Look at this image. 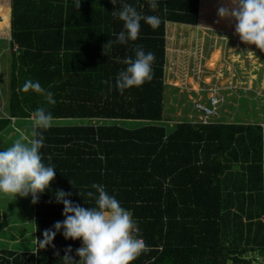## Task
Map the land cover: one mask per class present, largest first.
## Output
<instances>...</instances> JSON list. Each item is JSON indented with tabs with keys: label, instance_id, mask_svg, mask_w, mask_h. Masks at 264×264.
Listing matches in <instances>:
<instances>
[{
	"label": "trees",
	"instance_id": "1",
	"mask_svg": "<svg viewBox=\"0 0 264 264\" xmlns=\"http://www.w3.org/2000/svg\"><path fill=\"white\" fill-rule=\"evenodd\" d=\"M125 4L158 16L160 25L153 29L141 21L136 41L115 42L123 22L112 12ZM221 4L157 0L152 9L148 0H115V5L111 0H0V40L10 43L13 56L8 105L0 103V138L13 131L20 139V128L32 124L40 107L54 121L98 122L43 132L44 163L57 174L51 192L32 208L37 240L64 219L55 191L70 192L74 203L93 207L88 192L95 193L91 185L99 183L133 213L150 249L132 264L264 259V123L253 116V121L195 127L189 120L170 129L172 119L167 120V25L237 35L234 21L219 17ZM108 40L113 44L104 49ZM137 47L155 55L153 77L122 93L116 78ZM27 80L39 81L56 103L23 92ZM34 130L32 136L42 131ZM0 226H6L1 219ZM81 246L61 232L45 248L38 241L33 250L0 248V264H65L66 250L71 247L78 260Z\"/></svg>",
	"mask_w": 264,
	"mask_h": 264
},
{
	"label": "clouds",
	"instance_id": "2",
	"mask_svg": "<svg viewBox=\"0 0 264 264\" xmlns=\"http://www.w3.org/2000/svg\"><path fill=\"white\" fill-rule=\"evenodd\" d=\"M115 5V0H111ZM152 9L157 8V0H148ZM114 16L123 22V30L117 35V43L126 44L136 41L141 32V21L156 29L161 20L156 15H143L130 4L122 10H114ZM221 18L235 23V32L241 42L264 49V0H222L218 9ZM113 41L108 40L105 48H110ZM103 49V51H104ZM155 55L145 52L142 47L134 49V58L129 56L122 63L127 67L116 78V87L122 93L125 90L139 88L153 77ZM41 94L49 105L56 100L51 91L45 89L39 81L27 80L22 88ZM32 124L42 130L29 139L21 136L10 147L0 150V194H11L15 198H29L33 205L39 203L45 193L51 192L57 170L44 163L42 149L45 144L44 131L54 123V116L44 107L32 113ZM88 196L95 200V206L84 207L74 203L72 193L60 189L53 193L54 202L63 205L62 221H57L52 229L44 232V239L37 240L41 248L52 244L58 233L66 240L82 241L76 249L74 259L69 247L62 259L65 264H132L137 258L150 251L140 237V229L133 213L123 207L120 201L109 194L99 183H93ZM85 203V202H84Z\"/></svg>",
	"mask_w": 264,
	"mask_h": 264
},
{
	"label": "crops",
	"instance_id": "3",
	"mask_svg": "<svg viewBox=\"0 0 264 264\" xmlns=\"http://www.w3.org/2000/svg\"><path fill=\"white\" fill-rule=\"evenodd\" d=\"M183 26L184 25L179 26L178 24L171 23L167 25L166 84L174 89L187 91L189 93V101H191L193 105L195 96L202 99V95L205 94L206 91L209 92L210 89L213 90L216 87L219 89L218 94L225 100V103L222 105L229 104L227 99H233L230 103L234 109H238L241 105H243V108L247 109L244 110V113L241 115L234 110L231 118H245V121H248V115H246V112L251 110L250 115H253L252 106L255 103V99L261 98L262 96L264 97V49H258L255 46L244 44L241 42L239 36L235 34L219 32L220 38L216 37V39H212L214 35L211 37V57L209 58V55L206 53L207 50L204 48L207 46L208 40L205 39L204 35L203 38L199 37L200 31H203L205 28ZM207 30L209 29H205L204 31ZM175 36L179 40L178 50L180 49V52L173 48V37ZM256 52H258V54H256ZM182 55H184V63H182V66H174V69L172 70V58H180L179 56ZM217 59H220L221 62L216 63ZM224 59L229 63L227 66L228 71H223L222 63L225 65ZM174 63L177 62L174 61ZM187 64H189L188 66H190V70H187ZM194 64L195 68H193ZM176 67L181 69L184 74L180 75L177 73ZM210 67L214 69L213 71L215 72L212 77L214 83L209 87L207 86L206 80H208V78L206 77L205 72ZM190 75L195 77L191 84L188 83ZM225 76L229 79L228 82L226 81L227 83H223L226 79ZM235 100L238 102L236 103ZM191 116L188 120H190ZM218 123L242 122L239 120L237 122H232L228 121L227 118H221V120H218ZM26 127L23 125L20 129L24 128V131H26ZM22 250L25 251L28 249Z\"/></svg>",
	"mask_w": 264,
	"mask_h": 264
},
{
	"label": "rangeland",
	"instance_id": "4",
	"mask_svg": "<svg viewBox=\"0 0 264 264\" xmlns=\"http://www.w3.org/2000/svg\"><path fill=\"white\" fill-rule=\"evenodd\" d=\"M194 29H197V28H194ZM204 30L200 31L199 37L203 38V35H204L205 39L208 40L207 46H205L204 48L207 50L206 53L207 55H209V58H210L211 57L210 56L211 45H212L210 43L211 37L212 35H214L212 39L214 38L216 39V37H219L220 34L219 32L210 31V30H207L208 31L207 32ZM173 42H174L173 48L178 50L179 40L176 38V36L173 37ZM179 50L178 52H180ZM256 54H258V52H256ZM12 57L13 56H12V50H11L10 43L6 40H0V94L4 95V99H5V100L0 99V103L5 101L4 103L6 105H8L7 103L9 99V86H10L11 73H12ZM179 57L180 58L178 57L172 58L171 60L172 70L174 69V66L176 65L182 66V63H184L183 62L184 55L179 56ZM174 61H176L177 63H174ZM178 61H181V62H178ZM219 62H221V60L217 59L216 63H219ZM189 64H187V70H190V66H188ZM228 64L229 63L227 60H225V65L224 63H222L223 71L227 70ZM193 68H195V64L193 65ZM213 70L214 69L210 67L205 72L206 77L208 78V80H206L207 86L209 87L212 83H214V80H212V77L215 71ZM176 72L179 73L180 75L184 74V72L181 71V69H178V67H176ZM194 79L195 77H192L190 75L188 83L191 84V82H193ZM226 81L228 82L229 79L226 78L223 81V83H227ZM215 90L219 91V89L216 87L213 90L210 89L209 92L206 91V93L202 95L203 96L202 99H200V97L197 98L195 96L194 105H193V103L189 101V98H188L189 93L187 91H183L181 89L180 90L174 89L171 86H168L167 93H166L167 94L166 114L168 116V119H172V122L168 123L170 129L173 128L176 124H178L181 121H187V122L191 121V123H193L195 126L198 127V124L200 123V118H199L200 116L198 117V115H200V112L196 110L195 105L202 104L205 106H209L212 102V99H211V96L213 93L212 91H215ZM232 100L233 99H227V102H229V104L222 105L220 107L221 118L222 119L227 118L228 121H232V122H237L238 120L240 122L245 121V118H239V119L231 118V115H233L234 110L239 115L243 114L244 110H247L243 108V105L239 106L238 109L237 108L234 109L230 103L232 102ZM235 101L236 103L238 102L237 100ZM252 108H253L252 110L253 115H250L251 110H248L246 112V115H248V118H247L248 121H253L251 116L252 117L254 116L255 122L264 123V97L262 96L261 98H256L255 103L252 106ZM190 116L191 118L189 121L188 119ZM211 122L216 124L214 120H212ZM96 124H98V122H90L87 120H82V121L81 120H65V121L57 120V121H54L53 126L68 127V126H82V125L88 126V125H96ZM26 126H27L26 132L22 131L21 134L23 136H30V135L32 136L33 130H34L33 124L29 125L26 123L24 124V127ZM10 133L11 134L7 135L6 138L5 137L0 138V149L2 145L8 144V146H11L17 140V137H15L16 134L13 131H10ZM31 138H33V136ZM0 195H1L0 196V219H1V223L5 222V225H6L5 227L0 226V248H4V249L5 248H9V249L15 248L18 250L19 249L33 250L37 243V239L35 238V230H34V224H33V211H32L33 204L31 202V197L15 198L11 194H0ZM254 264H264V259L259 258V262L255 261Z\"/></svg>",
	"mask_w": 264,
	"mask_h": 264
},
{
	"label": "built area",
	"instance_id": "5",
	"mask_svg": "<svg viewBox=\"0 0 264 264\" xmlns=\"http://www.w3.org/2000/svg\"><path fill=\"white\" fill-rule=\"evenodd\" d=\"M218 92V90L213 91L211 96L212 102L209 106L202 104L195 105L196 110L200 112L198 117L200 116L199 118L201 124L209 125L214 124L211 122L212 120H214L215 123H218V120H221L220 107L225 103V100L218 94Z\"/></svg>",
	"mask_w": 264,
	"mask_h": 264
},
{
	"label": "water",
	"instance_id": "6",
	"mask_svg": "<svg viewBox=\"0 0 264 264\" xmlns=\"http://www.w3.org/2000/svg\"><path fill=\"white\" fill-rule=\"evenodd\" d=\"M167 120H170V119H167ZM195 127H197V126H195Z\"/></svg>",
	"mask_w": 264,
	"mask_h": 264
}]
</instances>
